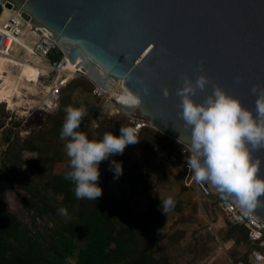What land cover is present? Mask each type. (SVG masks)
Returning <instances> with one entry per match:
<instances>
[{"label": "water", "instance_id": "95a60500", "mask_svg": "<svg viewBox=\"0 0 264 264\" xmlns=\"http://www.w3.org/2000/svg\"><path fill=\"white\" fill-rule=\"evenodd\" d=\"M8 8L56 40L52 54L81 57L98 81L105 83L106 74L118 80L128 90L122 98L140 97L139 106L120 98L124 112L146 116L153 128L177 139L182 134L186 143L190 129L176 95L183 77L210 78L198 101L219 84L250 109L252 87H264V0H0V17ZM252 155L264 177V149ZM252 212L264 220V197Z\"/></svg>", "mask_w": 264, "mask_h": 264}, {"label": "trees", "instance_id": "16d2710c", "mask_svg": "<svg viewBox=\"0 0 264 264\" xmlns=\"http://www.w3.org/2000/svg\"><path fill=\"white\" fill-rule=\"evenodd\" d=\"M61 56L62 52L51 54V59L57 61ZM5 76L0 71V90ZM79 87L91 93L94 90V85L84 77L72 79L62 88L58 112L37 135L23 142L10 141L5 149L0 150V180L8 181L34 220L40 219L44 223L42 228L25 224L0 204V264H72L71 259H75L76 264H173L167 247L184 238L185 231L169 234L165 244L160 239L151 238V234L160 221L174 218L176 214H179L176 222L185 219L184 201L178 195L172 197L174 206L167 214L162 212L158 197L149 199L146 211H136L130 206L127 195L118 197L104 184L100 185L103 192L97 200L77 199L74 183L65 179L70 165L64 154L65 141H61L59 136L66 106L82 105L71 96ZM5 103L0 102L4 114ZM84 108L86 115L78 131H83L90 139L99 140L106 132L119 135L122 126H132L123 114L104 113L102 103ZM91 120L96 125L94 129L88 128ZM3 127L4 122L0 119V129ZM9 132L12 134L13 130ZM138 139L134 149L142 156L160 152L171 157L174 142L158 130L144 127ZM26 152L35 156L26 159ZM126 153L127 149L122 154L111 155L122 163V182L147 186L148 177L138 174V164L125 165ZM25 164L31 175L21 171ZM20 189L25 190V194ZM60 207H67V217L58 213ZM220 236L224 242L233 243L230 257L235 264L240 261L250 263L249 253L258 246L251 244L249 231L244 225L229 224L228 228L221 230ZM243 246L248 248L240 258Z\"/></svg>", "mask_w": 264, "mask_h": 264}, {"label": "clouds", "instance_id": "9594fccd", "mask_svg": "<svg viewBox=\"0 0 264 264\" xmlns=\"http://www.w3.org/2000/svg\"><path fill=\"white\" fill-rule=\"evenodd\" d=\"M209 83L210 78L203 73L195 81L185 76L176 92L180 98L179 115L190 129L186 164L196 181L209 183L223 200L231 199L244 215H248L264 197V177L259 175L260 160L253 159L252 155L253 151L264 149V87H252L251 94L256 99L254 108L250 109L219 84L213 85L211 93L203 100L195 99L196 93L203 92ZM148 92L145 86L143 93L147 95ZM162 94L167 98L169 89L164 87ZM122 100L125 103L130 101L132 106H139L141 102L140 97ZM65 113L59 136L65 141L70 165L65 179L74 183L77 199L97 200L103 192L98 183L100 163L111 155L122 154L128 145L138 143V129L122 126L119 135L106 132L99 140L90 139L86 133L78 131L86 109L82 105H68ZM181 139L182 134L179 143ZM109 168L116 178L123 172L122 163L115 160ZM160 199V208L167 214L174 206V199L172 196H160ZM57 211L68 216L67 207H60Z\"/></svg>", "mask_w": 264, "mask_h": 264}, {"label": "rangeland", "instance_id": "374dc122", "mask_svg": "<svg viewBox=\"0 0 264 264\" xmlns=\"http://www.w3.org/2000/svg\"><path fill=\"white\" fill-rule=\"evenodd\" d=\"M7 66L6 72H4L6 76L2 82L1 89L10 90L12 88L15 91V99L20 100L21 103L20 106L12 109L11 99L0 94V102H7L5 103V114L2 113V108H0V119L4 122V127L0 129V150L5 149L10 141L23 142L30 136L37 135L51 121V118L60 108L59 104L45 118L42 117L45 120L43 125L39 126L42 118L38 119L36 115H31L37 109L39 102L49 97L52 82L57 78L58 73L45 69L42 76H40V81L43 86H49L50 88L47 92L40 91L37 93L22 88L25 85L23 82H19L15 87V83L19 78L14 71L9 69V64ZM82 77L95 85L88 77ZM6 79L9 80L7 83H5ZM71 96L74 101L86 108L102 103L94 93L87 91L84 87L75 89ZM102 108L103 112L106 113L103 103ZM89 127L93 129L96 127L92 120L88 122ZM150 128L155 129L153 127ZM10 129L13 130L12 134L9 132ZM161 134L174 142V146L177 144L172 138L163 133ZM9 136L10 140H8ZM126 149L125 158L127 163L125 165L138 164V174L145 178L146 176L148 177L147 186L125 184L121 180V175L116 178L114 172L109 168L113 160L117 161L114 156H110L107 160L100 163V179L98 183L99 185L104 184L108 191L115 193L118 197L127 195L130 200V206L136 211H146L151 197L160 198L161 196L162 198H167L168 196L174 197L178 195L184 201L185 219L176 222L179 219V214H176L174 218L160 221L157 223L155 231L151 234V238L160 239L162 244H165L168 242L169 234L171 235L178 230L185 231L184 238L178 243L169 244L167 247L173 264H235L230 257L233 243L224 242L220 236L221 230L228 227V221L221 210L213 203L215 200L213 197L200 199L194 187L185 185L184 175L178 166L177 159L174 158L173 151L171 157L167 153L160 152L142 156L134 149V145H128ZM172 149L174 150V147ZM64 154L67 157L66 152ZM34 156L35 154L30 152H26L24 155L26 159ZM28 168L25 164L23 168L21 167V171L30 174L31 171ZM15 187H17V184ZM211 187L216 194V188L212 185ZM20 191L25 194L23 192L25 190L20 189ZM0 204L5 209L13 212L25 224L34 225L37 228H42L44 225L40 219L34 220L31 212L25 207L13 186L6 180H0ZM247 248L245 246L241 247L240 258L245 255ZM202 255H205L203 259L197 260ZM71 263L76 264V260L71 259Z\"/></svg>", "mask_w": 264, "mask_h": 264}, {"label": "built area", "instance_id": "2783aa9c", "mask_svg": "<svg viewBox=\"0 0 264 264\" xmlns=\"http://www.w3.org/2000/svg\"><path fill=\"white\" fill-rule=\"evenodd\" d=\"M2 6L5 7V4H2ZM19 38H21L22 42L18 41ZM56 46V40L52 36L40 26L30 23V20H26L21 13L13 8H8L5 16L0 17V55H17L21 60L41 67L40 76H42L45 69L58 73L57 78L52 82L48 97L50 100V110L43 115L37 114L38 119L45 118L46 115L57 108L60 104L62 88L69 81L79 76H85L76 73L71 78H68L66 68L68 67L69 61L66 53H62L61 58L57 61L51 59L52 50ZM93 93L103 103L106 114L126 115L132 127L138 129V135L144 127H152L151 122L146 116L139 115L135 112L126 113L122 110L118 103V97L122 95L121 93L113 95L96 83ZM113 104L115 106L114 108L112 107ZM184 145L177 142L174 146L173 155L177 159L178 166L184 175L185 185L194 187L200 199H210L213 197L215 199L213 203L221 210L228 223L231 225H244L249 231L251 244L258 246L249 253L250 263L240 261L238 264H264V220L252 211L250 214L244 215L231 199L225 201L218 192L215 194L209 183L196 181L193 173L187 167L186 156L188 153V145Z\"/></svg>", "mask_w": 264, "mask_h": 264}, {"label": "bare ground", "instance_id": "6f19581e", "mask_svg": "<svg viewBox=\"0 0 264 264\" xmlns=\"http://www.w3.org/2000/svg\"><path fill=\"white\" fill-rule=\"evenodd\" d=\"M30 23L32 21L30 20ZM18 41H21V38L18 39ZM67 58H68V67L66 68L67 73H68V78H71L73 75L76 73H80L91 79L93 82H95L98 86L104 88L108 92H110L113 95L117 94H122L118 98H122L128 90L116 79L112 78L111 76H108L106 73L107 80L105 83H102L97 80L96 73L94 71H91L90 68L85 64L83 61V58L78 57V61L74 62L71 60L69 53H66ZM10 62L12 63L10 65ZM0 64H9V69L14 71L16 76H18V80L15 83V87L20 83H24L25 85L22 86V88L30 90L31 92H40L44 91L47 92L49 90V86H43L41 81H40V74H41V67L35 66L31 64L30 62L21 60L18 58L17 55L13 56H4L0 55ZM8 67V66H7ZM6 67V69H7ZM100 71L102 69L100 68ZM103 72V71H102ZM8 80H5V83H7ZM31 85V86H30ZM7 86V85H6ZM12 89V88H11ZM7 90V89H1L0 94L11 99V108L14 109L18 106H20L21 101L16 100L14 97V90ZM17 92V91H16ZM118 99V100H119ZM25 100V99H24ZM50 100L47 98L46 100L39 102L38 104V112L36 114H46L50 109ZM114 108V104L112 105ZM166 136L170 137L169 135L166 134ZM174 141L178 142L177 138L170 137ZM181 143L188 145V143L181 141Z\"/></svg>", "mask_w": 264, "mask_h": 264}, {"label": "crops", "instance_id": "0c3cea01", "mask_svg": "<svg viewBox=\"0 0 264 264\" xmlns=\"http://www.w3.org/2000/svg\"><path fill=\"white\" fill-rule=\"evenodd\" d=\"M6 67H7V64H0V70L1 71L6 72ZM6 80H8V79H6ZM226 228H228V227H226Z\"/></svg>", "mask_w": 264, "mask_h": 264}]
</instances>
